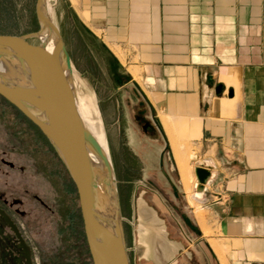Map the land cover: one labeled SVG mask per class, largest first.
<instances>
[{"label": "crops", "instance_id": "1", "mask_svg": "<svg viewBox=\"0 0 264 264\" xmlns=\"http://www.w3.org/2000/svg\"><path fill=\"white\" fill-rule=\"evenodd\" d=\"M63 1L140 78L174 163L163 116L214 164L215 237L194 213L217 263L264 264V0Z\"/></svg>", "mask_w": 264, "mask_h": 264}, {"label": "water", "instance_id": "2", "mask_svg": "<svg viewBox=\"0 0 264 264\" xmlns=\"http://www.w3.org/2000/svg\"><path fill=\"white\" fill-rule=\"evenodd\" d=\"M35 15L39 25L36 31L0 33V95L37 126L70 176L92 264H130L110 150L91 133L74 100L73 74L84 75L72 63L50 1L35 0ZM30 37L39 42L30 43ZM48 38L54 47L51 54L45 45ZM193 174L191 195L205 201L214 164L209 158L197 160ZM143 192L135 200L141 256L154 264H174L183 245L168 237L164 220Z\"/></svg>", "mask_w": 264, "mask_h": 264}, {"label": "flooded vegetation", "instance_id": "3", "mask_svg": "<svg viewBox=\"0 0 264 264\" xmlns=\"http://www.w3.org/2000/svg\"><path fill=\"white\" fill-rule=\"evenodd\" d=\"M116 127L137 162V189L164 220L168 237L183 245L174 264H213L202 247H191L199 234L191 229L179 171L152 106L131 84L117 101ZM64 170L68 174L37 126L0 95V264H37L25 231L27 216L34 206L53 211L49 203L71 192L65 188ZM66 219L70 224L77 221L72 205Z\"/></svg>", "mask_w": 264, "mask_h": 264}, {"label": "rangeland", "instance_id": "4", "mask_svg": "<svg viewBox=\"0 0 264 264\" xmlns=\"http://www.w3.org/2000/svg\"><path fill=\"white\" fill-rule=\"evenodd\" d=\"M49 1L53 7L55 20L60 27L72 63L76 70L84 75V77H81L73 74L72 78L75 87L85 93H92L95 97L106 131L116 177L124 237L126 238L125 242H127L130 264H140V259L142 262L150 261L141 256L143 247L137 243L135 200L141 192L136 186L141 174L136 160L125 148L123 134L119 133L116 127L117 101L121 99L123 89L131 84L144 96L141 88L136 83V80L140 82V78L135 80V78L126 73V62L124 60V64L120 62L119 57L117 58L98 37L79 23L70 7L63 0ZM38 27V20L35 15V0H0L1 34H26L36 31ZM28 41L32 44L39 42L36 37H30ZM177 130L179 135L180 132L184 131V128L179 125ZM183 145L182 149L187 147L188 150L190 149L193 172V163L203 156V152L189 143H186L185 148ZM178 178H180V175H178ZM64 179H66L65 184L67 186L65 187L64 185V187L71 192L67 195L64 192L57 203H49L53 211L48 208L34 206L36 207L35 211L27 216L26 235L32 244L37 264H92L80 216L77 192L65 170ZM185 191L184 198L187 202V208L192 210L191 229L199 234L197 238L192 239L191 247H202L213 264H218L209 246V241L203 237L204 229L202 232V228L195 216L196 212L197 215L202 214L204 216L210 235L215 237L217 225L211 212L213 203L206 204L193 199L195 203L202 207L201 210L200 208L196 209L195 206L191 205L187 197L188 192ZM189 194L191 196V189ZM146 197L144 195V198ZM71 205L73 212L77 215V221L73 222V224H70L71 221L66 219V214H69ZM197 231L200 232L198 233ZM130 247L132 248L130 249Z\"/></svg>", "mask_w": 264, "mask_h": 264}, {"label": "bare ground", "instance_id": "5", "mask_svg": "<svg viewBox=\"0 0 264 264\" xmlns=\"http://www.w3.org/2000/svg\"><path fill=\"white\" fill-rule=\"evenodd\" d=\"M47 41L45 44L46 50L49 54H51L54 47H53V44L51 43L50 38H48ZM74 95H75L74 100H75L76 107L84 123L89 128L91 133L96 137L98 142L105 149H107V147L109 148L107 138H106V131H105L98 107H97L95 97L92 95V93L88 94L77 88L74 91ZM170 118L163 116L166 130L169 136L171 137V139L173 140L174 155H175V160H176L175 164L177 163L176 167H178L177 170L179 171L181 181L186 191L188 192V198H189L191 205L195 206L196 209L200 208L201 210L202 207H200L199 204L195 203L196 200L193 197H191L192 195L190 196L189 194L190 189L192 192V186L195 182V177L193 179L194 174L192 172V161L190 159L191 157L190 151L188 149L182 150L179 147L177 139L175 138V131L178 129L179 125H181V122L179 124L176 121L170 120ZM192 130L195 131L194 127L192 128ZM198 215H199L200 222L203 226L205 235L210 236V231L209 229H207L204 216L202 214H198ZM209 242L211 243L212 247L217 251V253L221 256L222 253H221L218 243L214 239H212V237L209 238Z\"/></svg>", "mask_w": 264, "mask_h": 264}]
</instances>
